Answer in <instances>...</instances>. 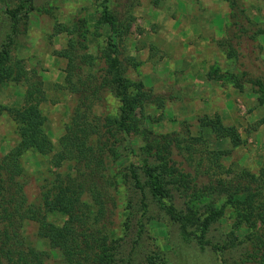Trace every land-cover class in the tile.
I'll return each mask as SVG.
<instances>
[{
    "label": "rangeland",
    "instance_id": "rangeland-1",
    "mask_svg": "<svg viewBox=\"0 0 264 264\" xmlns=\"http://www.w3.org/2000/svg\"><path fill=\"white\" fill-rule=\"evenodd\" d=\"M24 1L27 0H0V45L11 40V61H21L29 82L35 81L34 74L42 81L44 100L39 108L46 118L45 130L54 154L60 149L59 140L78 102L77 95L64 84L67 60L57 56L71 38L66 29L82 21L86 27L84 35L74 37V41H82L84 52L93 56L99 51H109L114 34L103 21V0H29L21 8ZM239 2L245 14L264 29V0ZM105 5L118 11L123 25L129 24L128 33L120 40L113 37L117 49L122 50L120 58L134 59V63H125L122 76L128 95L135 93V85H143L163 99L161 107L144 104L135 108L140 128L155 134L180 135L186 128L192 137L201 138L209 151L228 152L221 161L223 167L237 166L254 174L264 168V124L260 123L264 104L257 100L260 89L242 79L241 89L234 85V77L240 78L245 68L254 72L263 68L261 63H245L244 67L234 63L217 44L226 38L229 0H111ZM16 8L17 30L13 36L9 13ZM163 15L167 16L166 21L161 20ZM172 20L176 23L171 24ZM57 25L65 30L61 28L56 34ZM176 27L182 30L180 36L174 35ZM255 43L259 46L255 48L257 58L264 60V33ZM245 48L246 53L251 50L249 44ZM86 71L93 73L94 69ZM28 84L24 80L0 83V157L19 141L16 124L7 109L23 105ZM121 94V88L114 89L103 106H95L94 112L119 118L123 108L129 107ZM215 116L224 127L236 129L240 145L233 147L228 139L216 137L200 122ZM140 146L137 136H129L112 167L118 169L134 163L133 153ZM51 155L42 156L29 150L21 157L28 204L37 202L41 187L51 186L57 174L62 178L74 175L72 162L54 167ZM114 197L116 209L111 219L116 235L121 236L125 213L123 188ZM185 200L159 201L147 197V206L131 235L138 234L139 240L124 249L122 264H222V259H239L244 254L252 233L247 228H234L233 209L227 196L208 197L191 207ZM171 207L175 210L174 219L169 213ZM186 207H190L189 213ZM211 217L214 219L209 220ZM65 219L58 214L47 216L49 222L59 226ZM22 234L28 246L46 253L44 264H63L60 251L37 235L34 222H24Z\"/></svg>",
    "mask_w": 264,
    "mask_h": 264
},
{
    "label": "trees",
    "instance_id": "trees-1",
    "mask_svg": "<svg viewBox=\"0 0 264 264\" xmlns=\"http://www.w3.org/2000/svg\"><path fill=\"white\" fill-rule=\"evenodd\" d=\"M27 2L30 1H24L21 8ZM110 2L103 0V21L114 34L109 51H99L97 56L84 52L82 41H74V37H83L86 28L79 21L66 29L71 38L66 49L57 53L67 60L64 84L77 95L78 102L59 140L60 149L54 154L45 130L46 118L39 108L44 100L42 81L34 74L35 81L29 82L21 61H11V40L0 45V83H29L23 105L7 109L16 124L19 141L0 157V264H44L46 253L25 242L22 225L26 221L34 222L37 235L60 251L63 264H122L124 249L139 240L138 234L131 235L147 206L148 196L159 201L186 199L185 204L190 207L208 197L227 196L233 209L234 228H247L252 234L244 254L239 259H222V264H264V168L254 174L237 166L223 167L221 161L228 152L209 151L205 142L192 137L186 128L181 135L155 134L140 128L135 108L144 104L161 107L164 103L162 97L143 85H135V93L128 95L122 76L125 63H134V59L120 58L122 50L117 49L113 37L120 40L128 33L129 24L123 25L115 8L108 9L105 4ZM16 10L9 13L13 36L17 30ZM226 24V38L217 43L226 58L243 67L245 63H261L263 68L261 72L245 68L240 78L234 77V85L241 89V82L245 81L259 87L257 100L264 104V60L259 61L255 53V48L259 49L255 42L264 29L245 14L239 0H229ZM61 28L64 27L57 25L55 33L61 32ZM248 44L251 50L246 53L243 48L246 50ZM88 69L94 72L89 73ZM120 88L123 102L129 105L123 108L122 115L116 118L104 112L96 114L95 106H103L106 96ZM200 122L216 137L228 139L233 147L240 145L236 129L224 127L218 116ZM260 123L264 124V117ZM129 136H137L141 142L133 153L136 161L118 169L112 167ZM29 150L42 156L52 154L50 162L54 167L67 161L74 164L73 176L62 178L57 174L51 186L41 187L33 204L27 203L24 194L25 172L21 164V157ZM119 188L125 192L121 236L116 235L111 219L116 209L114 195ZM190 207H186L188 213ZM174 211L169 209L173 219ZM55 214L66 218L62 225L47 220L48 215Z\"/></svg>",
    "mask_w": 264,
    "mask_h": 264
},
{
    "label": "crops",
    "instance_id": "crops-1",
    "mask_svg": "<svg viewBox=\"0 0 264 264\" xmlns=\"http://www.w3.org/2000/svg\"><path fill=\"white\" fill-rule=\"evenodd\" d=\"M161 11H162L161 13H163V10H161ZM158 12H159V11H158ZM164 15H165V14H164ZM164 15H163V18L161 17V20L166 21L167 16H164ZM172 22H173V23H172ZM164 23H165V22H164ZM174 23H176V21H175V20H172V21H171V24H174ZM178 30H179V27H176V28H175V33H174V35H177V36H180V35H181V33H179V32H181L182 30H181V31H180V30L178 31ZM197 34H199V33H197Z\"/></svg>",
    "mask_w": 264,
    "mask_h": 264
}]
</instances>
